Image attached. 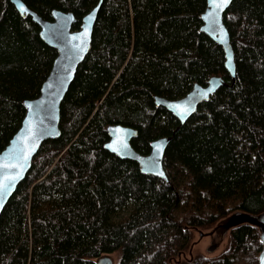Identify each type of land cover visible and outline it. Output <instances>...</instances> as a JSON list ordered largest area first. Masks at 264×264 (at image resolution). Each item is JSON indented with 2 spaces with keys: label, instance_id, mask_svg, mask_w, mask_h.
Returning <instances> with one entry per match:
<instances>
[{
  "label": "trees",
  "instance_id": "obj_1",
  "mask_svg": "<svg viewBox=\"0 0 264 264\" xmlns=\"http://www.w3.org/2000/svg\"><path fill=\"white\" fill-rule=\"evenodd\" d=\"M44 18L70 10L77 29L98 0H23ZM205 0H102L91 48L60 106V135L44 141L0 214V264H256L259 230L230 229L216 256H188L193 231L240 211H264V0H231L223 21L236 80L185 123L153 95L176 98L216 74L221 47L199 31ZM56 51L38 26L0 0V150L35 97ZM132 126V147L171 135L168 182L103 147L108 123Z\"/></svg>",
  "mask_w": 264,
  "mask_h": 264
},
{
  "label": "water",
  "instance_id": "obj_2",
  "mask_svg": "<svg viewBox=\"0 0 264 264\" xmlns=\"http://www.w3.org/2000/svg\"><path fill=\"white\" fill-rule=\"evenodd\" d=\"M21 16H29L38 26L40 39L56 51L50 70L39 87V93L32 98H24L21 103L24 115L19 126L0 150V214L15 192L19 183L25 178L33 156L41 144L60 135V106L76 73L91 48L93 26L102 0L87 10L80 19L77 29H72L76 21L70 10L53 8L50 18H44L27 6L23 0H9ZM231 0H205V7L199 17V31L216 42L224 55V68L229 82L223 76L213 74L204 84L194 82L182 96L167 98L153 95L155 106H161L170 112L179 125L196 112L198 106L209 99L221 86H232L236 80L235 61L230 35L223 21V13L228 9ZM107 140L103 147L122 159H129L138 164L142 174L152 175L168 182L163 166L165 150L171 135L160 136L149 143V151L140 153L131 145V139L137 130L121 123H108L105 126ZM248 223L259 230L261 242L256 264H264V211L258 214L232 212L222 218L209 231H199L201 236L212 234L214 229L228 232L236 225ZM211 242L208 251L216 248ZM95 264H113L109 255H101Z\"/></svg>",
  "mask_w": 264,
  "mask_h": 264
},
{
  "label": "rangeland",
  "instance_id": "obj_3",
  "mask_svg": "<svg viewBox=\"0 0 264 264\" xmlns=\"http://www.w3.org/2000/svg\"><path fill=\"white\" fill-rule=\"evenodd\" d=\"M211 228L207 229H197L193 231L192 241L188 247V252L186 253L188 256L192 257L194 255H204L207 257H212L218 255L222 252L229 241V232L228 229L225 232H222L221 229H214L212 233V238L209 234H204L201 236L199 231H209ZM211 242H215L216 248L212 251H208V246ZM112 258L113 264H117L119 256L117 253H109L107 254ZM96 260V259H95Z\"/></svg>",
  "mask_w": 264,
  "mask_h": 264
},
{
  "label": "flooded vegetation",
  "instance_id": "obj_4",
  "mask_svg": "<svg viewBox=\"0 0 264 264\" xmlns=\"http://www.w3.org/2000/svg\"><path fill=\"white\" fill-rule=\"evenodd\" d=\"M229 232H230V230H229ZM210 237L212 238V234H210Z\"/></svg>",
  "mask_w": 264,
  "mask_h": 264
},
{
  "label": "snow or ice",
  "instance_id": "obj_5",
  "mask_svg": "<svg viewBox=\"0 0 264 264\" xmlns=\"http://www.w3.org/2000/svg\"><path fill=\"white\" fill-rule=\"evenodd\" d=\"M227 2V0H225V3Z\"/></svg>",
  "mask_w": 264,
  "mask_h": 264
}]
</instances>
